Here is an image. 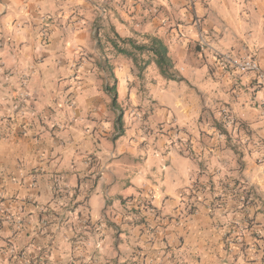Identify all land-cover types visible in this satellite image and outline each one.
<instances>
[{"label": "crops", "instance_id": "0c3cea01", "mask_svg": "<svg viewBox=\"0 0 264 264\" xmlns=\"http://www.w3.org/2000/svg\"><path fill=\"white\" fill-rule=\"evenodd\" d=\"M118 36L161 38L214 97L172 126L178 80ZM218 52L264 69V0H0V264H264V82Z\"/></svg>", "mask_w": 264, "mask_h": 264}, {"label": "rangeland", "instance_id": "374dc122", "mask_svg": "<svg viewBox=\"0 0 264 264\" xmlns=\"http://www.w3.org/2000/svg\"><path fill=\"white\" fill-rule=\"evenodd\" d=\"M198 48L200 49V47H198ZM226 49L227 48H225V50ZM114 52H115L114 49H112V50L109 49L107 51V55H112V54L114 55ZM116 54H118V53L116 52ZM247 55H251V54H247ZM251 56H253V55H251ZM122 58H123V60L131 59V58L126 57V56H124ZM136 58H137L136 61H134V60H132V61L138 67V69L140 71V74H141L146 69V67L149 65L148 64L149 63V57L147 55L139 54V52H136ZM107 59H108V61L110 60L109 57H107ZM150 63H151V61H150ZM181 66H183V67L189 66L187 68L191 69L190 61H188L186 63L178 62V67L180 68ZM172 72L174 73V67L172 69ZM205 72H206L207 75L209 74L207 69H205ZM206 74L204 73L203 77H202V73L199 74L197 80H195V83H193V84L190 81H188L189 80V77H188V80H180L179 79L178 81L171 82V85H169L165 89H159L160 92L163 93V96L161 97V99H160V101L158 103H162V102L165 103L166 107L169 109L170 119L177 118V120H178V123L174 122L172 124V126L178 127L180 125L179 123L182 120L186 119V116L181 114L179 112V109L176 108L175 101L180 100L183 105L185 103L186 104H190V103L198 104L202 100L207 99L206 96L200 94L202 92L201 90L208 91L209 96L214 97V92L212 90L208 89V87L204 84V80L207 78ZM183 75H184V73H183ZM105 78L109 79V81H108L109 85H112L114 83V78L110 76L109 69L106 70ZM140 88H141V86H140ZM140 91H142V90H140ZM143 91H145V89ZM154 91L156 92L157 90H154ZM203 97H205V99H203ZM157 105L158 104L156 103V106ZM156 108H160V105H158ZM219 118H220V120L222 122V125L225 126L226 128L231 127V126L232 127L236 126V128L240 127L238 125V122H237V117L235 116L234 112L231 109H229L228 107H221L220 108V110H219ZM193 120H194V117H193ZM193 125H195V121H193Z\"/></svg>", "mask_w": 264, "mask_h": 264}, {"label": "trees", "instance_id": "16d2710c", "mask_svg": "<svg viewBox=\"0 0 264 264\" xmlns=\"http://www.w3.org/2000/svg\"><path fill=\"white\" fill-rule=\"evenodd\" d=\"M122 45L115 43L114 48L118 54L124 55L136 61V52L139 54H144L149 57V63L154 62L159 68L161 74L172 80H182V78H177V76L172 72L174 67V62L169 55V49L167 45L161 38L153 37L150 39L149 43L139 44L133 39L121 38L118 36ZM108 62V59H105ZM109 69L110 76L114 78V83L107 86V89L112 95L113 104L117 103L118 89H117V78H115L114 73L111 68ZM106 69V70H107ZM118 123L121 125V119H118Z\"/></svg>", "mask_w": 264, "mask_h": 264}, {"label": "built area", "instance_id": "2783aa9c", "mask_svg": "<svg viewBox=\"0 0 264 264\" xmlns=\"http://www.w3.org/2000/svg\"><path fill=\"white\" fill-rule=\"evenodd\" d=\"M196 42L197 46L203 51L210 47V44L203 31H200L198 34ZM218 59H220L221 65L224 69H232L234 71L243 73L250 72L255 74L258 81L264 82V69L255 57L251 55H244L243 57L234 58L228 53L218 52ZM176 129L178 130V128Z\"/></svg>", "mask_w": 264, "mask_h": 264}]
</instances>
